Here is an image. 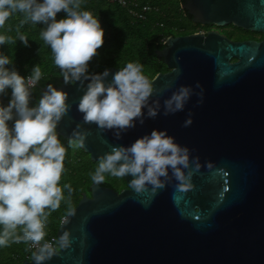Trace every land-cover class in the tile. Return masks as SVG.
<instances>
[{"label": "water", "instance_id": "95a60500", "mask_svg": "<svg viewBox=\"0 0 264 264\" xmlns=\"http://www.w3.org/2000/svg\"><path fill=\"white\" fill-rule=\"evenodd\" d=\"M181 7L193 23L232 25L262 39L232 41L216 31L168 37L155 51L168 71L151 79L150 103L159 100V112L148 117L145 109L144 123L119 139L83 121L79 82L62 83L56 87L71 107L57 131L72 141L81 125L88 135L79 148L96 162L112 145L167 130L199 158L193 186L173 178L156 191L135 192L131 176L122 177L120 191L93 182L60 222L57 252L44 264H264V0H184ZM181 85L202 92L203 102L194 93L182 111L165 115L164 101ZM65 231L70 243L61 248ZM21 264H35L32 254Z\"/></svg>", "mask_w": 264, "mask_h": 264}, {"label": "clouds", "instance_id": "9594fccd", "mask_svg": "<svg viewBox=\"0 0 264 264\" xmlns=\"http://www.w3.org/2000/svg\"><path fill=\"white\" fill-rule=\"evenodd\" d=\"M80 4L81 0H0V27L14 12L24 13L33 23L47 25L41 35L54 53L64 83L79 82L83 89L77 105L83 121L95 123L101 130H114L119 139L138 120L144 123L145 109L148 117L157 116L159 100L150 103L156 89L139 61H129L114 73L109 68L89 72V62L104 44V28L99 18L91 11L81 10ZM61 11L66 15L57 19ZM9 39L0 34V45ZM20 41L29 46L25 34H20ZM110 74L112 79L108 81ZM42 75L38 64L33 66L31 75H21L12 59L0 52V94L11 89L8 104L0 103V247L10 241H30L36 246L32 253L35 264H44L56 254V245L45 239L48 210L59 208L65 198L64 188L73 190L71 185L59 183L67 149L57 128L71 107L68 93L49 83L39 103L30 106L31 89ZM194 93L192 86L181 85L164 101V114L182 111ZM195 94L201 97L198 103H202L203 93ZM192 122L190 114L184 124L189 126ZM80 129L78 124L71 140L82 147L88 132ZM198 161V157L191 156L189 147L176 142L167 130L153 129L130 145H112L111 151L100 157L92 180L99 184L106 173L131 176L129 186L142 192L149 187L153 191L163 188L174 178L180 187L191 188L193 172L201 167ZM20 226L22 235L17 233ZM69 243V233H61L57 239L59 247Z\"/></svg>", "mask_w": 264, "mask_h": 264}, {"label": "trees", "instance_id": "16d2710c", "mask_svg": "<svg viewBox=\"0 0 264 264\" xmlns=\"http://www.w3.org/2000/svg\"><path fill=\"white\" fill-rule=\"evenodd\" d=\"M121 5L109 0H81V10H88L97 16L104 28V44L97 50L98 55L89 62V72H102L105 68H122L129 61H139L144 65V73L152 79L157 73L167 70L165 64L155 51L165 47L168 37L196 31L193 27L191 16L182 9L184 0H125ZM66 15L63 11L57 14V19ZM228 35L233 39L261 38L260 33L249 32L236 28ZM47 25L33 23L22 12H14L0 27V34L11 39L0 45V52L8 55L14 67L21 75L27 77L32 74L33 66L39 65L43 73L38 83L31 89L30 106L39 103L43 95V88L49 83L58 86L64 83L63 73L55 64L54 53L45 43L41 32ZM235 31H239L236 34ZM28 37L29 46H24L20 41V34ZM241 35V36H239ZM11 67V66H10ZM11 99V89L0 94V103L8 104ZM13 122L10 121L11 125ZM67 152L64 160L65 171L60 184L71 185V192L64 188V199L60 206L48 210L47 236L45 239L54 238L61 219L73 209L83 193L89 195V186L94 182L92 174L100 161H92L87 153L72 141L63 139ZM101 186L119 191L126 187L122 177L105 174ZM23 226L17 229L22 235ZM3 226L0 225V231ZM43 242V241H42ZM30 241H10L7 246L0 247V264H21L29 259L32 252L28 249Z\"/></svg>", "mask_w": 264, "mask_h": 264}, {"label": "flooded vegetation", "instance_id": "af4514ba", "mask_svg": "<svg viewBox=\"0 0 264 264\" xmlns=\"http://www.w3.org/2000/svg\"><path fill=\"white\" fill-rule=\"evenodd\" d=\"M192 24H193V27H194V29L196 31L190 32V33H185V34H177V35H174V36H171V37H183V36H187V35H191V34H196V33L206 34L209 31H216L220 35L226 36L228 39H230L232 41H245V40L260 41L262 39V37L261 38L257 37L256 39H254V38L233 39L232 37H229L228 36L230 34V32L233 31V29L231 27H228V26L216 27V26H213V25H201V24H196V23H193V22H192ZM239 36H241V35H239ZM161 61H162V59H161ZM167 71H168V69L166 71L160 72V73H165Z\"/></svg>", "mask_w": 264, "mask_h": 264}, {"label": "built area", "instance_id": "2783aa9c", "mask_svg": "<svg viewBox=\"0 0 264 264\" xmlns=\"http://www.w3.org/2000/svg\"><path fill=\"white\" fill-rule=\"evenodd\" d=\"M109 1L110 2H117V3L121 4V5H125L126 4V1L125 0H109ZM63 220H64V217L61 219V221H63ZM46 240L51 241V242H53L54 245H56V240L54 238H49V239H46ZM41 243H43V242H41ZM28 249L31 252H33V251L36 250V246L35 245H32L31 242H30L28 244Z\"/></svg>", "mask_w": 264, "mask_h": 264}, {"label": "rangeland", "instance_id": "374dc122", "mask_svg": "<svg viewBox=\"0 0 264 264\" xmlns=\"http://www.w3.org/2000/svg\"><path fill=\"white\" fill-rule=\"evenodd\" d=\"M236 34H239V31H235Z\"/></svg>", "mask_w": 264, "mask_h": 264}]
</instances>
